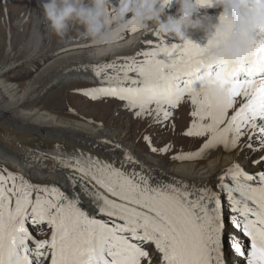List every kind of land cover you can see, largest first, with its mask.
Returning <instances> with one entry per match:
<instances>
[{"label": "snow or ice", "instance_id": "snow-or-ice-1", "mask_svg": "<svg viewBox=\"0 0 264 264\" xmlns=\"http://www.w3.org/2000/svg\"><path fill=\"white\" fill-rule=\"evenodd\" d=\"M199 2L206 5L208 0ZM130 24L133 32L139 27ZM258 34L261 38L247 67L225 62L214 75L202 56L213 46L212 40L204 48L190 41L168 46L162 40L155 44L149 40L150 50L125 57L123 64L96 66L97 77L108 69L114 75L80 94L92 100L115 97L126 101L129 108L138 109L137 117L154 111L157 122L167 121L172 115L169 109L177 108L186 95L190 97L194 119L184 135L206 136L207 140L196 153L174 156V160L199 159L218 146L235 149L245 135L249 141L245 146L259 151L264 149V29ZM201 69L207 71L198 75ZM241 72L247 78L235 79ZM194 80L201 81L198 90ZM237 98H241L238 107ZM254 137L258 147H253ZM145 141L151 145L149 137ZM151 150L157 152L154 147ZM168 151V147L159 150L161 154ZM51 155L68 161L63 167L79 174L69 176L73 190L79 185L98 215L107 220L84 211L75 191L68 196L55 186L42 187L10 172L0 173V264H141L148 253L136 242L153 244L160 254L159 264H225L221 194H226L230 212L243 218L242 223L232 219L233 226L250 241L246 252L242 242L229 233L230 247L246 264H264V171L249 174L234 163L217 178V193L208 187L154 181L135 168L126 172L125 162L138 163L129 152L123 154L121 167L83 152ZM28 224H46L50 238L36 239Z\"/></svg>", "mask_w": 264, "mask_h": 264}, {"label": "bare ground", "instance_id": "bare-ground-1", "mask_svg": "<svg viewBox=\"0 0 264 264\" xmlns=\"http://www.w3.org/2000/svg\"><path fill=\"white\" fill-rule=\"evenodd\" d=\"M28 8L34 21V41L39 38L43 42L39 53L28 60L47 59L52 54L55 35L43 18L40 0H30ZM177 9L178 5L171 3L166 12L175 14ZM202 12L203 18L200 27L219 18L221 9L208 11L205 8L202 9ZM132 27L133 25L129 23L126 29H132ZM136 30L138 31L136 32ZM136 30L126 41H117L122 39L121 33L118 34L119 38L115 37L114 42L109 46L98 45L87 39L84 43L85 46L81 44L80 46L88 48L74 50L48 61L34 76L35 78L27 82L25 87L7 80L8 75L23 65L22 63L25 61H10L7 54L6 60L0 62V162L15 166L17 171L32 184L34 181L43 186L46 183L47 187L55 186L68 196H72L75 191L80 197L79 206L90 216H96L98 219H107V217L98 215L92 200L83 193L79 185L73 190L69 176H78L79 174L74 172L71 167H63V164L68 161L55 159L51 153L62 152L70 155L73 152H83L109 162H115L116 167H121L123 154L129 152L138 163L133 165L125 162L124 170L126 172L131 173L135 168L137 172L143 171L146 175L150 174L154 181L173 184L180 182L189 185L190 188L192 186L196 188L208 187L217 193H220L216 187L217 178L234 163H238L249 174L255 175L259 171H264V160L260 159L264 154L257 159L260 161L259 163H252L251 160L241 161L243 153H246L245 145L248 140L240 141L241 145L239 144L237 148L229 151L218 149L221 147L218 146L205 152L199 159L166 162L158 160L154 155H136L133 148L127 144L129 132L128 127L125 129L124 125L116 128L103 125L102 127L94 126L86 121L62 118L52 113L44 105L36 106L44 95L63 84L79 82L94 83L100 86L102 79H106L107 76H112L114 73L108 69L101 73L100 77H97L94 72L96 66L107 63L123 64L125 57H133L139 52L150 50L152 46L147 43L149 40L153 41V44L162 40L168 46L172 44L182 46L184 43L177 41L174 37L165 39L160 36L157 38L154 30H147L142 26L137 27ZM194 31L187 32V41L194 35ZM60 40L65 48L75 47L77 43V39L73 37L64 38L66 41L61 38ZM130 75L134 76L135 74ZM240 101L241 98L237 100V104ZM136 111L138 109H134L131 115L133 116ZM115 145L120 147L116 148ZM235 151L236 153H234ZM69 163H74V161ZM221 200L225 219L226 211L230 209L226 194H221ZM234 217L237 219L239 214L234 213ZM136 243H140L143 247L152 246L155 249L151 243ZM223 251L225 264H229L226 262L225 250L223 249ZM155 252V255L160 256L156 249Z\"/></svg>", "mask_w": 264, "mask_h": 264}, {"label": "rangeland", "instance_id": "rangeland-1", "mask_svg": "<svg viewBox=\"0 0 264 264\" xmlns=\"http://www.w3.org/2000/svg\"><path fill=\"white\" fill-rule=\"evenodd\" d=\"M29 1L30 0H0V62L6 60L7 54L9 55L8 58H10V61L26 62L30 57L39 53L42 47V40L36 38L34 41L33 38L34 21L31 15L32 13L29 12ZM137 31L138 30H136V32ZM132 32L131 29L120 32L122 39L117 41H126L133 34ZM78 33L79 28L73 27L64 37L65 39L69 37L76 38L77 43L75 47L65 48L60 38L55 36L52 54L47 59L39 58L36 59V61L28 60L26 63H22L23 65H20V68L14 69L8 75L7 80L25 87L27 82L32 81L35 78L34 76H36L48 61L74 50L88 48L80 46V44L85 46L84 43L87 39L82 38ZM64 38L63 41H66ZM104 86L106 87L108 85L105 84ZM97 87L100 86L94 83L70 82L63 84L44 95L43 99H40L36 106L42 107V105H44V107L49 108L52 113L62 118L82 120L94 126L102 127L103 125L116 128L124 125L125 129L128 127L127 130L129 132L127 144L133 148L136 155H154L158 160L166 162L173 161L174 156L196 153L207 140L206 136L197 138L184 135L190 128L194 119L191 116V112L194 109L190 103V97L183 100L181 105L175 109V112L169 110L172 115L167 121L157 122L154 111L151 114H145L143 117H137L135 114L132 116L131 113L134 109L129 108L126 101L119 100L115 97H102L97 100H92L80 94L83 90L95 89ZM239 103L236 107L239 106ZM152 107L154 108L155 106L153 105ZM234 111L235 108L230 109L229 114L231 115ZM145 137L151 139V145L145 141ZM242 140H248V136L245 135L241 139V142ZM252 144L253 147L258 146L255 137ZM153 147L157 149V152L151 150ZM164 147H168L169 151L161 154L159 150ZM218 149L223 150L224 147L221 146ZM236 151L234 153H236ZM245 151L246 153H243L241 161L251 160L253 163V161H257V159L264 154V149L254 152L252 149L245 147ZM201 161L203 162V160H200V162ZM9 172L27 180L17 171L15 166L0 162V173L7 175ZM34 184L39 185L40 183L34 181ZM39 186L43 187V185ZM44 186H47V184L45 183ZM226 215L224 219L225 225L227 222L224 243V250L227 257L226 262L229 264H246L245 259L239 257L230 247L227 236L231 233L234 239L241 241L246 252L250 248V241L244 236L242 230L235 228L232 222L227 220V217L232 215L230 209L226 211ZM242 220L243 218L239 217L237 222L242 223ZM29 226L33 229L32 234L36 239L44 240L50 238L51 229L48 228L46 224L37 225L35 227L29 224ZM144 250L148 253V257L142 258L141 264H159V256L155 255L156 253L153 247L150 246ZM234 260L236 261L234 262Z\"/></svg>", "mask_w": 264, "mask_h": 264}, {"label": "clouds", "instance_id": "clouds-1", "mask_svg": "<svg viewBox=\"0 0 264 264\" xmlns=\"http://www.w3.org/2000/svg\"><path fill=\"white\" fill-rule=\"evenodd\" d=\"M178 5L175 14L166 9ZM43 18L52 33L63 39L72 27L95 44L109 46L130 21L162 38L185 42L189 30H198L202 9H221L219 23L209 40L213 46L202 52L209 65L228 62L244 66L256 44L257 31L264 29V0H40ZM221 17L224 20L221 21Z\"/></svg>", "mask_w": 264, "mask_h": 264}]
</instances>
